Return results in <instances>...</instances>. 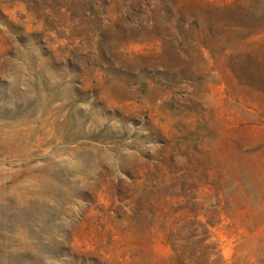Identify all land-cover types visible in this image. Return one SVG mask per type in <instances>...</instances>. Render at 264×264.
<instances>
[{
    "label": "rangeland",
    "instance_id": "obj_1",
    "mask_svg": "<svg viewBox=\"0 0 264 264\" xmlns=\"http://www.w3.org/2000/svg\"><path fill=\"white\" fill-rule=\"evenodd\" d=\"M0 264H264V0H0Z\"/></svg>",
    "mask_w": 264,
    "mask_h": 264
}]
</instances>
